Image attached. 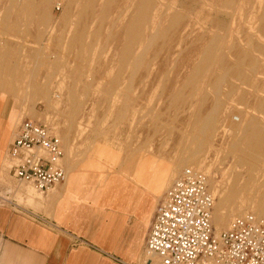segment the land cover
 Here are the masks:
<instances>
[{
    "label": "rangeland",
    "instance_id": "obj_1",
    "mask_svg": "<svg viewBox=\"0 0 264 264\" xmlns=\"http://www.w3.org/2000/svg\"><path fill=\"white\" fill-rule=\"evenodd\" d=\"M42 6L0 0V90L14 131L34 110L60 136L66 171L71 155L73 167L116 171L158 199L218 106L196 169L213 180L214 204L232 189L241 214L264 213V155L248 185L249 169L227 155L234 125L264 122V0H50V19Z\"/></svg>",
    "mask_w": 264,
    "mask_h": 264
},
{
    "label": "crops",
    "instance_id": "obj_2",
    "mask_svg": "<svg viewBox=\"0 0 264 264\" xmlns=\"http://www.w3.org/2000/svg\"><path fill=\"white\" fill-rule=\"evenodd\" d=\"M0 91V264H143L160 197L116 171L91 170L85 161L75 168L71 155L67 178L54 189L39 194L18 184L4 168L18 125L14 131Z\"/></svg>",
    "mask_w": 264,
    "mask_h": 264
},
{
    "label": "built area",
    "instance_id": "obj_3",
    "mask_svg": "<svg viewBox=\"0 0 264 264\" xmlns=\"http://www.w3.org/2000/svg\"><path fill=\"white\" fill-rule=\"evenodd\" d=\"M7 155L18 184L43 193L64 181L61 140L41 121L23 118ZM213 204L206 173L183 168L155 206L144 257L154 256L158 264H264V213L236 215L215 232Z\"/></svg>",
    "mask_w": 264,
    "mask_h": 264
},
{
    "label": "bare ground",
    "instance_id": "obj_4",
    "mask_svg": "<svg viewBox=\"0 0 264 264\" xmlns=\"http://www.w3.org/2000/svg\"><path fill=\"white\" fill-rule=\"evenodd\" d=\"M50 9H51L50 0H43L42 14H43V17L45 19H48L50 16V11H51ZM233 90H234V86H233V89L231 91H233ZM52 104H55V103L52 102ZM260 108H261V110L264 111V102H262L260 104ZM36 113H37L36 111L32 110L30 118H35ZM219 115H220V109L218 106H216L209 113V115H207V118H205V119L203 118L204 119L203 124L200 128L199 133H197L200 138L198 140L196 139L197 143H195L196 145H195L194 149L189 152L188 157L184 160L185 162L182 163L183 164L182 168L187 167V166H189V167L193 166V168L198 167V164L200 162V158H201L202 153L204 152L205 146L207 144L206 143V140H207L206 134L209 133L210 136H212L213 131L215 130L216 122L218 120ZM258 115H260V114H258ZM234 126H236L238 128L236 130V133H235L237 136L235 139H233L228 144L227 155H231V156L236 157V160H237L236 165L238 166V168L249 169L248 177H247L248 181L246 183V185H248V183L251 180H253L254 177H256L255 175H253V173L256 172L259 168V162H260L259 157L264 155V149H263L264 148V122L262 120H260V118L254 116V114H253V116L249 117V119L246 123L240 122ZM55 135H57V134H55ZM57 136L60 138L59 135H57ZM66 137L67 136L65 135L64 140H66ZM60 140H61V138H60ZM61 143H62V140H61ZM62 148H63V146H62ZM69 153H70V151H68V149H66V155H68ZM63 154H64V151H63ZM63 157H64V155H63ZM62 161H63V158H62ZM240 173H241V171H240ZM66 177H67V173L65 170L64 180L66 179ZM207 182H208V189H209V191H211V187L214 184L213 180L209 179V181H208V179H207ZM262 185L264 186V181L262 182ZM234 197H235V190L231 189L230 192H228V194L223 196L218 203L213 204V214H212L213 218L211 215V220H212L216 230H219L221 227L226 225L225 223L230 219L232 214H235V213L241 214L242 213L241 206L238 205L234 201ZM225 203H227L229 205L228 209H226V210L223 209V206L225 205ZM257 206H258V208L264 209V192L258 198Z\"/></svg>",
    "mask_w": 264,
    "mask_h": 264
}]
</instances>
